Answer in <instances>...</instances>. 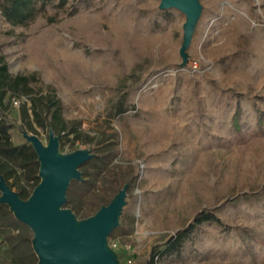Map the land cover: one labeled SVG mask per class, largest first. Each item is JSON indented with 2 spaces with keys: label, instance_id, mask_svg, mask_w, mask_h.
<instances>
[{
  "label": "rangeland",
  "instance_id": "obj_1",
  "mask_svg": "<svg viewBox=\"0 0 264 264\" xmlns=\"http://www.w3.org/2000/svg\"><path fill=\"white\" fill-rule=\"evenodd\" d=\"M199 1L186 66V17L161 10V0H69L78 14L54 24L39 18L27 28L11 26L0 12V55L10 73L36 75L35 87L54 88L65 118L85 130L109 124L119 134L117 162L135 172L122 230L109 240L121 264H264V245L250 253L233 229L264 238V200L232 202L243 185H264V0ZM122 100L127 112L116 116ZM8 101L5 118L22 144L23 101ZM238 107L241 133L232 122ZM48 135L36 136L47 145ZM78 150L95 153L96 145H60L63 154ZM204 212L224 227L197 226L179 253L153 262L155 248Z\"/></svg>",
  "mask_w": 264,
  "mask_h": 264
},
{
  "label": "trees",
  "instance_id": "obj_2",
  "mask_svg": "<svg viewBox=\"0 0 264 264\" xmlns=\"http://www.w3.org/2000/svg\"><path fill=\"white\" fill-rule=\"evenodd\" d=\"M49 8L55 10L53 15H49ZM79 11L75 4H69V0H0V12L13 27L27 28L39 18H46L49 23L54 24L63 17L75 16ZM239 46H245L243 39ZM38 82L36 75L13 76L5 56L0 55V178L3 177L12 189L16 188V193L23 200H27L40 183V164L35 150L27 141L22 144L14 143V125L5 118L8 108L6 98L10 103L13 98H17L23 101L19 111L21 132L39 135V130L49 133L53 129L56 135L61 136V146L68 142L96 145L93 159L80 167L83 180L73 181L67 194L68 205L79 214L83 212L84 219L89 218L103 205H108L125 185L135 182L134 169L124 168L117 162L120 155L119 134L116 131L110 133L112 127L109 124L103 132H90L83 128L81 121L66 119L64 104L56 90L51 87L47 90L35 87ZM126 112V100H122L116 107V116ZM241 114L242 109L238 107L232 121L239 133ZM240 191L242 197H237L232 202L241 198L248 202L264 200V185L245 184ZM134 222L133 218L131 229ZM205 223L224 227L223 221L216 214L201 213L193 225L178 232L165 245L154 249L153 262L157 256L179 253L194 229ZM233 229L250 253H253L254 244L264 245V238L251 228ZM120 230L122 228L114 230L109 240H113ZM33 237L30 228L17 221L8 206L0 204V264H37L38 258L32 247Z\"/></svg>",
  "mask_w": 264,
  "mask_h": 264
},
{
  "label": "water",
  "instance_id": "obj_3",
  "mask_svg": "<svg viewBox=\"0 0 264 264\" xmlns=\"http://www.w3.org/2000/svg\"><path fill=\"white\" fill-rule=\"evenodd\" d=\"M160 9H175L186 17L180 49L182 66H186L187 51L203 6L199 0H161ZM22 135L38 156L40 183L31 196L23 200L1 177L0 204L8 206L17 221L33 232L32 247L38 258L37 264H121L109 238L120 226L129 184L94 215L78 219L71 209L65 208L67 194L73 181L83 180L80 167L92 160L94 153L90 150L61 153V136L53 129L49 131L47 145L36 135L26 131Z\"/></svg>",
  "mask_w": 264,
  "mask_h": 264
},
{
  "label": "built area",
  "instance_id": "obj_4",
  "mask_svg": "<svg viewBox=\"0 0 264 264\" xmlns=\"http://www.w3.org/2000/svg\"><path fill=\"white\" fill-rule=\"evenodd\" d=\"M12 102H13V104L15 105V106H19V101H18V99L17 98H13L12 99ZM111 246V248L113 249V250H117L118 249V244H116V243H113L112 245H110ZM130 263V262H129Z\"/></svg>",
  "mask_w": 264,
  "mask_h": 264
}]
</instances>
